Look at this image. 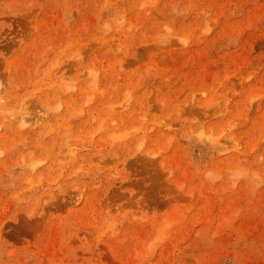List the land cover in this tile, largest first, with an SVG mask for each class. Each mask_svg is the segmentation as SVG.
Instances as JSON below:
<instances>
[{
  "label": "rangeland",
  "instance_id": "rangeland-1",
  "mask_svg": "<svg viewBox=\"0 0 264 264\" xmlns=\"http://www.w3.org/2000/svg\"><path fill=\"white\" fill-rule=\"evenodd\" d=\"M0 264H264V0H0Z\"/></svg>",
  "mask_w": 264,
  "mask_h": 264
},
{
  "label": "bare ground",
  "instance_id": "bare-ground-1",
  "mask_svg": "<svg viewBox=\"0 0 264 264\" xmlns=\"http://www.w3.org/2000/svg\"><path fill=\"white\" fill-rule=\"evenodd\" d=\"M23 118V117H22Z\"/></svg>",
  "mask_w": 264,
  "mask_h": 264
}]
</instances>
